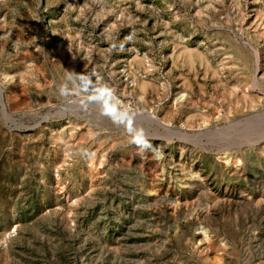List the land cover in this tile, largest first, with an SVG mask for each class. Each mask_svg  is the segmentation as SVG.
Instances as JSON below:
<instances>
[{
  "label": "rangeland",
  "instance_id": "374dc122",
  "mask_svg": "<svg viewBox=\"0 0 264 264\" xmlns=\"http://www.w3.org/2000/svg\"><path fill=\"white\" fill-rule=\"evenodd\" d=\"M0 86V264H264V0H0Z\"/></svg>",
  "mask_w": 264,
  "mask_h": 264
},
{
  "label": "bare ground",
  "instance_id": "6f19581e",
  "mask_svg": "<svg viewBox=\"0 0 264 264\" xmlns=\"http://www.w3.org/2000/svg\"><path fill=\"white\" fill-rule=\"evenodd\" d=\"M3 88V86H0ZM2 90H0V103L2 104V108L3 110L6 112L7 111V104L5 102V99H4V93L1 92ZM161 125V124H160Z\"/></svg>",
  "mask_w": 264,
  "mask_h": 264
}]
</instances>
